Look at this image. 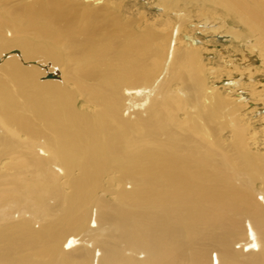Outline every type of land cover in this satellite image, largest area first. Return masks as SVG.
<instances>
[{
    "label": "bare ground",
    "instance_id": "1",
    "mask_svg": "<svg viewBox=\"0 0 264 264\" xmlns=\"http://www.w3.org/2000/svg\"><path fill=\"white\" fill-rule=\"evenodd\" d=\"M86 1L0 0V264H264V0Z\"/></svg>",
    "mask_w": 264,
    "mask_h": 264
},
{
    "label": "rangeland",
    "instance_id": "2",
    "mask_svg": "<svg viewBox=\"0 0 264 264\" xmlns=\"http://www.w3.org/2000/svg\"><path fill=\"white\" fill-rule=\"evenodd\" d=\"M15 1H17V0H10V2H13V3ZM64 1H66V0H64ZM70 1H72L74 3H79L78 1H82L84 3L88 2L86 0H70ZM117 2L121 3L122 7H129L132 10L134 9L133 11H135L136 14L139 13L138 11H145L148 15L154 17V16H159V13H162V9L158 7V5L160 3L158 0H117ZM91 4H93L92 6H95V7H100V5H101V4H96V3H91ZM181 7H182V5H181ZM221 12L222 11L219 10V14ZM195 13H196V9L194 10V13H192V16H193L192 29H193V37H195V44L199 45V46L200 45L204 46V48H205L204 53L208 54L207 59H208V57L210 59L212 58L211 61H213V65L216 68L221 67L218 69H221L222 73L216 78H219L221 76L222 79L221 78H219V80L217 79L218 81L216 80L215 85H218L223 90H224V88H223V86H224L227 88V90H224V91H226V92L230 91V88H228V86L224 85L228 82L229 74H230L229 73L230 72L229 71L230 64L228 65V63L225 60H227V59L228 60L229 59L230 60L231 59L236 60V57H237L238 60L240 61L239 62L240 69L241 70L244 69L243 73L246 74L247 73L246 71H248V70H245L246 69L244 67L245 63H247V62L252 63L253 62L252 64L255 65L256 64L255 60L258 61L257 59H259L258 57H259L260 53H262V49H259V50L258 49L255 50L256 48L253 49V47L251 46L252 43L250 44V41H251L250 38L247 39L246 37H243L242 39H239V38L237 39V38L233 37V35H230V33L228 32V29L226 27H223L222 29H220L218 31L206 29V26H204V24L202 22H200V20L202 18H200V16L198 17ZM215 20H217V19H215ZM201 21H203V19ZM228 25L230 27L231 23ZM236 27L239 31L244 32L245 28L243 27V25L238 24ZM6 35L8 37H11L12 32L9 30L6 32ZM235 39H237V40H235ZM245 41H247V44ZM249 49L252 50L253 55L250 53L251 50H249ZM244 51H245V53H243ZM248 53H250V54H248ZM242 54H244V56L247 55L248 58H247V56L244 57ZM249 57H250V60H248ZM253 57L255 60H253ZM241 63H243L244 65ZM260 63H261V61L259 60L258 64H259L261 70H264V64L260 65ZM221 65H223V66H221ZM241 65H242V67H241ZM226 66H228V67H226ZM260 88H262V86ZM247 114L248 115L246 116V118L250 116V114L248 112H247ZM253 117H254V123L253 124L256 127V131H255V134L252 132L250 135V137H252V140H251L252 151H255V152L259 151L261 153H264V129H263V125H262L263 123L258 118H256L255 115ZM93 225H94V223H91V226H93ZM82 236L83 235H79L78 237L80 238ZM239 246L240 245H237V247H239Z\"/></svg>",
    "mask_w": 264,
    "mask_h": 264
}]
</instances>
